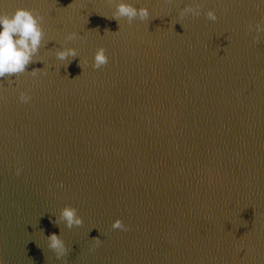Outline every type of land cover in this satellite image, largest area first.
Listing matches in <instances>:
<instances>
[{
  "label": "water",
  "instance_id": "obj_1",
  "mask_svg": "<svg viewBox=\"0 0 264 264\" xmlns=\"http://www.w3.org/2000/svg\"><path fill=\"white\" fill-rule=\"evenodd\" d=\"M121 2L0 0L44 16L48 66L0 82V264H264V3L125 0L152 17L119 26ZM72 31L84 69L54 55ZM66 205L81 226L52 222Z\"/></svg>",
  "mask_w": 264,
  "mask_h": 264
},
{
  "label": "clouds",
  "instance_id": "obj_2",
  "mask_svg": "<svg viewBox=\"0 0 264 264\" xmlns=\"http://www.w3.org/2000/svg\"><path fill=\"white\" fill-rule=\"evenodd\" d=\"M260 2L264 3V0H260ZM73 5H75L74 2L68 7H73ZM202 7V4H198L196 9H193L191 6L185 7L179 12V17L184 18L188 16L189 13L193 16H199L201 13L198 9ZM137 17L140 21H148L152 17V13L147 7L137 8L125 2V0H122V2L117 5L110 19L116 20L120 26V23L125 18L126 22L131 24ZM206 17L211 21H216L218 19L214 9H209L206 12ZM43 21V15L29 8L20 7L12 13L0 11V82H3L4 79L11 82L13 76L16 77L24 73H28L31 76H38L47 72L48 66H46L43 58L37 55L46 37ZM248 30L250 33H256L253 37V41H258L260 39V33L264 32V18H261V20L256 23L250 22ZM106 32L110 31L105 30V33ZM80 38L78 32L72 31L60 42L61 46L55 48L54 55L56 59L61 62L68 61L66 68L72 60H75L77 57L80 58V55L78 48L64 45L67 41H75ZM37 61L43 62L44 67L32 68L31 71H28L27 66ZM108 62L109 56L107 50L104 47H99L94 53L91 66L94 69H100L108 64ZM88 64L89 60L87 58L79 59V66L82 69ZM19 100L23 103H28L31 100L30 93L27 91L20 92ZM21 171L22 169L17 168L16 174L20 175ZM60 186L63 187L62 184ZM52 222L56 225L63 223L67 228L71 229L81 226L84 223V219L78 214L77 208L66 205L60 210L58 217ZM111 227L112 229L128 230V226L119 218L113 221ZM46 240L47 247L55 253L57 259H61L68 254V245L64 239H62L61 235L52 233L46 237ZM91 240L93 242V249L103 242L99 237H94Z\"/></svg>",
  "mask_w": 264,
  "mask_h": 264
}]
</instances>
